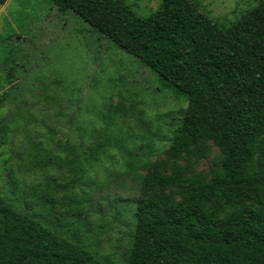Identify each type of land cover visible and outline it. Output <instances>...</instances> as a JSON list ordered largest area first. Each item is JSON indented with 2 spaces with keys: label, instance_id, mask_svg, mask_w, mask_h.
<instances>
[{
  "label": "trees",
  "instance_id": "16d2710c",
  "mask_svg": "<svg viewBox=\"0 0 264 264\" xmlns=\"http://www.w3.org/2000/svg\"><path fill=\"white\" fill-rule=\"evenodd\" d=\"M51 1L155 73L158 91L185 100L163 154L129 162L139 188L127 264H264V0L228 25L195 0H161L147 17L125 0ZM8 93L0 104L17 107L22 95ZM1 124L0 148L11 132ZM111 140L96 139L89 159L105 157ZM42 221L51 220L0 192V264H111L81 230L68 237Z\"/></svg>",
  "mask_w": 264,
  "mask_h": 264
},
{
  "label": "rangeland",
  "instance_id": "374dc122",
  "mask_svg": "<svg viewBox=\"0 0 264 264\" xmlns=\"http://www.w3.org/2000/svg\"><path fill=\"white\" fill-rule=\"evenodd\" d=\"M125 1L142 17L161 2ZM195 1L224 25L257 2ZM157 80L71 9L60 12L51 0L0 4V95H22L17 107L0 104V123L11 126L0 148V192L68 237L81 230L111 264H127L139 188L129 162L162 155L185 107L158 91ZM102 135L113 145L92 162L87 148ZM79 167L85 172L75 173Z\"/></svg>",
  "mask_w": 264,
  "mask_h": 264
}]
</instances>
